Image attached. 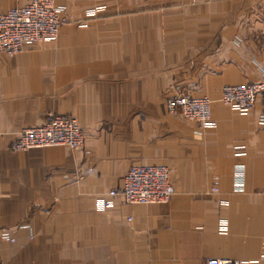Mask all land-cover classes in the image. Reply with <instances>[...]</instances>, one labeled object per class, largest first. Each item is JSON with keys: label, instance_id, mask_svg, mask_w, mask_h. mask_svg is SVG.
Here are the masks:
<instances>
[{"label": "crops", "instance_id": "0c3cea01", "mask_svg": "<svg viewBox=\"0 0 264 264\" xmlns=\"http://www.w3.org/2000/svg\"><path fill=\"white\" fill-rule=\"evenodd\" d=\"M55 2L86 24L0 54V233L17 238L0 264H264L263 108L220 101L263 80L264 0ZM176 90L210 98L211 118L169 113ZM51 113L77 119L82 150L11 149ZM137 165L170 170L171 200L97 210Z\"/></svg>", "mask_w": 264, "mask_h": 264}, {"label": "built area", "instance_id": "2783aa9c", "mask_svg": "<svg viewBox=\"0 0 264 264\" xmlns=\"http://www.w3.org/2000/svg\"><path fill=\"white\" fill-rule=\"evenodd\" d=\"M94 14V11L90 12ZM73 19L65 7L55 0H27L21 7H14L0 13V54L13 56L32 45L55 40L61 28ZM220 101L233 109L246 113L257 102L263 112L260 123L264 124V68L263 80L254 83L225 86ZM170 113H179L186 120L205 123L211 118L212 100L208 97H193L176 90L167 100ZM3 133L0 130V140ZM84 134L77 119L70 115L49 114L47 121L40 126L23 129L11 145L13 151H26L33 148L64 146L73 151L84 147ZM241 177V176H239ZM235 179V185H242V177ZM217 191V188H213ZM175 194L170 178V170L164 166H132L124 177L123 187L113 191L108 197L97 200V210L105 211L114 206V199L123 198L126 204H167ZM3 243L15 244L16 234L8 231L0 233ZM209 264H249L233 259H209Z\"/></svg>", "mask_w": 264, "mask_h": 264}, {"label": "rangeland", "instance_id": "374dc122", "mask_svg": "<svg viewBox=\"0 0 264 264\" xmlns=\"http://www.w3.org/2000/svg\"><path fill=\"white\" fill-rule=\"evenodd\" d=\"M92 17V16H91ZM86 21L87 20H81V21H78V22H76L75 24H79V25H85L86 24ZM175 94V93H174ZM173 94V95H174ZM172 95V96H173ZM170 98V97H169ZM169 98H167V100L169 99ZM167 100H166V104H167ZM167 107V106H166ZM168 110V109H167ZM170 113V112H169ZM184 118V117H183ZM4 243L0 240V245H3ZM7 244V243H6Z\"/></svg>", "mask_w": 264, "mask_h": 264}]
</instances>
